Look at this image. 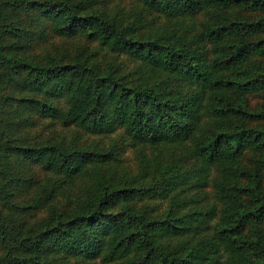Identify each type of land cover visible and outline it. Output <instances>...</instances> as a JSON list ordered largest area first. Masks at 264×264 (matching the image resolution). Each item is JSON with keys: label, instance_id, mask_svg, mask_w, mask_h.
<instances>
[{"label": "trees", "instance_id": "obj_1", "mask_svg": "<svg viewBox=\"0 0 264 264\" xmlns=\"http://www.w3.org/2000/svg\"><path fill=\"white\" fill-rule=\"evenodd\" d=\"M111 1L0 0V264H264V0ZM206 5L200 40L132 12ZM52 34L68 45L33 48ZM120 128L176 152L126 170L101 139Z\"/></svg>", "mask_w": 264, "mask_h": 264}, {"label": "rangeland", "instance_id": "obj_2", "mask_svg": "<svg viewBox=\"0 0 264 264\" xmlns=\"http://www.w3.org/2000/svg\"><path fill=\"white\" fill-rule=\"evenodd\" d=\"M116 1L112 0L111 2ZM110 2V3H111ZM130 3L132 4L131 0H120L118 3L121 7V12L124 13L125 10L130 7ZM112 4V3H111ZM114 8H118L117 6H114ZM132 12L139 16V20H145L146 24L148 25H159V24H166L170 25L176 28V36L180 33H184L186 38H197L200 40L203 39L202 32L204 28V23L211 18V14L213 13L214 8L206 5L202 10H200L196 14L188 15V16H182L180 18H168L165 14L158 12V11H148L144 10L141 11L137 8H132ZM244 14L246 12H243ZM250 14V13H249ZM249 16V15H248ZM173 24V25H172ZM186 32V33H185ZM202 43L204 40L201 41ZM68 45V43L65 42V40L62 37L55 36L54 34L50 35L47 40L42 42H37L33 45V48L36 50H43L45 45H51V46H61L63 48L65 45ZM66 45V46H67ZM72 47V46H68ZM175 85L180 86L182 89L187 88V83L181 80L175 81ZM249 106L252 108L263 105L264 106V99L262 98L261 92H250L246 96ZM22 117L25 118H35L34 124L30 127V134L32 136H35L36 134H40V137H44L49 128L45 124L46 121H40L39 116L34 115L33 112L24 111L22 112ZM30 125V124H28ZM209 125L208 119L204 116V114H201V121L199 125L200 131H204L207 129ZM198 129V131H199ZM75 128L63 130L62 134L69 138L73 135L75 132ZM87 142H89L92 139H96V137L84 135L82 137ZM103 143L106 144H112L114 143L116 146H118V151L116 153V160L119 162L118 164L129 171H135L137 167L141 166L142 160H144L143 153H146L148 156L152 157L154 155L159 154L162 159H165L167 157H171L172 154L176 152V147L174 144L169 142H162V143H145L142 141H136L133 138L129 136L122 128L115 131L111 138L102 137L101 138ZM192 141V140H191ZM187 160H194V157L189 153ZM27 169V174H31L36 170V166L30 162L24 163ZM185 166V161H182V167ZM212 173H215L213 170ZM42 174V173H41ZM43 175V174H42ZM197 181V177H191L187 180L186 187L184 191L192 192L193 194H196L197 198L203 197L206 202H212L215 200L214 196V189H213V181L210 177H207L206 180L200 179V183H195ZM182 186H185V182L182 183ZM183 191V192H184ZM185 193V192H184ZM183 194V193H182ZM145 202H147L150 205H153L157 208H163L165 207V200L164 198H155V199H146ZM212 221H209V224H206L205 227L202 228L205 232H208L209 226L212 224ZM220 254V253H219ZM101 264H109L107 262H101Z\"/></svg>", "mask_w": 264, "mask_h": 264}]
</instances>
